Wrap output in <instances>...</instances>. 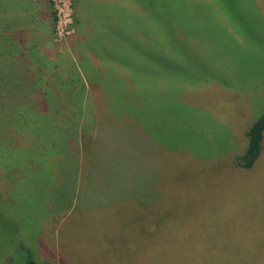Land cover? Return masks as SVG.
I'll list each match as a JSON object with an SVG mask.
<instances>
[{"label": "rangeland", "instance_id": "374dc122", "mask_svg": "<svg viewBox=\"0 0 264 264\" xmlns=\"http://www.w3.org/2000/svg\"><path fill=\"white\" fill-rule=\"evenodd\" d=\"M96 1L49 0L37 62L0 0V264H264V130L235 165L264 110V0H104L141 23L121 20L114 58ZM146 30L172 43L165 70L124 61L152 55ZM156 73L148 112L103 117L113 87Z\"/></svg>", "mask_w": 264, "mask_h": 264}, {"label": "trees", "instance_id": "16d2710c", "mask_svg": "<svg viewBox=\"0 0 264 264\" xmlns=\"http://www.w3.org/2000/svg\"><path fill=\"white\" fill-rule=\"evenodd\" d=\"M87 3H86L87 7L89 9H91V7H92L93 11L95 12L94 15L90 14L89 12L87 13L88 20L89 19L91 20L92 18H94V23L96 24V28H98L100 34L106 35V40H104V41L101 40L102 42L100 41V43H99L100 48H103V50H105V52L107 53V56H110V58H111L113 56H111V51H108V49L110 47H113L114 44L118 45L117 41L116 40L114 41V39H113L115 37L116 33H117L116 31L119 29L120 26L125 27V24L122 23L121 20L122 21H129L131 26L134 25V24H135V26H140L141 23L137 22L138 19H135L134 16L131 17L130 19H123L124 16L122 15L123 17L121 19V15H120L119 18H118V16L116 15V14H118L117 13V7L112 6V4L110 2H108V1H107V4H106V2L104 0H98L96 2L90 3L91 7H89L90 5H88ZM52 14H53V17H54L55 12L53 11ZM136 16L138 18V15H136ZM165 17H168V16H165ZM134 21L136 23H133ZM119 22H120V25L118 24ZM82 26H84V25H82ZM149 31L150 30H146V32L150 36L149 46H151L152 49H153V51L150 52L152 55H146V53H145V49L146 48L142 46V48L144 50V54L141 52L140 62L135 60L133 58L134 56H132V54L131 55L123 54V55L126 56L124 58V61L126 63H133L130 60V59H132L133 61H135V63H138V64L142 63L143 64V61H145L144 58L147 57L150 60L149 63L151 64V67H154L156 72H158V69H156V68L159 67V66L162 67L165 70L166 60H165L164 56L159 51L163 47L171 48V44L172 43L169 42V41L164 42L165 39H162V38L160 40L155 35V33L154 34H150ZM172 42H174V41H172ZM134 44L132 45L133 47H134ZM106 48H108V49H106ZM27 52L28 53L29 52L32 53L33 54L32 56L35 58V60L37 62L39 61V56L37 55L36 52H33V49H29ZM127 57L130 58V59H128ZM143 67L145 68V67H147V65L143 64ZM149 67L147 68L148 73L149 72H154L153 70H150ZM142 74H143V70H142ZM151 76H152L153 80H150V81H143L145 78L143 80H141V78H140V79H138L139 81L136 82V81H134L135 80V78H134V80L131 82L132 84H129L127 82V83L123 84L122 86L119 85L118 87H113V91H115V89L116 90L120 89L121 94L124 91L126 95L122 94V97H124V99H122V98L121 99L120 98L117 99V101H119V103H113V104L108 103L107 108H108L109 112H108V110L105 111L104 109H102V111L104 112V114H103L104 116L103 117L111 118L110 115H112L113 113L116 114L115 111H119L120 113H122V114L124 113V114L127 115L128 118H125V119H131L130 116H132V115L136 116V115H138V114H140L142 112L141 115L143 116L145 112H148L150 110V108H151V104H152L151 102L152 101H149V99L146 98V94L151 93L155 97H157L159 95V93H161L162 91L165 92V89H164V85L165 84L164 85L161 84V82H160L161 81V77L158 76V73H156L155 76H153V75H151ZM137 77H139V75ZM168 82H171V80L168 81ZM74 89H73V93L77 97L78 95H80V93H77L76 91H74ZM106 90H108V89H105V91ZM103 94L105 95L104 91H103ZM110 94H113V93L110 92ZM93 98H95V96H93ZM93 101H94V108L93 107H91V108L87 107L86 108V106L85 105L84 106H85L86 110H88L87 114H92L93 113V115H91L89 117H92V118L95 119V117L98 118L97 115L95 116V114H97V111H98L97 107L102 108L101 105L103 103H102L101 100H98V104H97V100L95 101V99H93ZM72 104L77 107L76 104H74V103H72ZM82 109H83V106H82ZM126 111L129 112L130 114H128ZM156 113H157V111H156ZM85 120H86V118H85ZM96 121H97L96 119H95V121H91L94 124V127L96 126ZM100 121H101V119H100ZM97 123H99V122H97ZM87 127H88V125H87ZM87 129H90V128H87ZM72 130H74L73 127H72ZM263 130H264V110L251 123L250 127L248 128V130L246 132L247 146H246V149H245L244 153L236 158L235 165L237 167L248 168L255 162V160L257 159V157L259 156L260 151H261V140H262V132H263ZM56 131L57 130L55 129L53 131V133L54 132L56 133ZM84 136H86L88 138H92L91 135L87 136L84 133V134L81 135V139ZM90 141H89V144H90ZM82 142H84V141H82ZM89 147H90V145H89ZM141 160L142 159H139V161H141ZM135 161H137V160L134 159V161H133L134 164H136ZM24 264H55V263L54 262L51 263L49 261L38 262V261H34L33 259L29 258Z\"/></svg>", "mask_w": 264, "mask_h": 264}, {"label": "crops", "instance_id": "0c3cea01", "mask_svg": "<svg viewBox=\"0 0 264 264\" xmlns=\"http://www.w3.org/2000/svg\"><path fill=\"white\" fill-rule=\"evenodd\" d=\"M83 10L86 11L84 8ZM90 10L92 14V9ZM12 17L17 29L15 34L20 36V41L30 40L31 37L32 46L29 48L42 54V47L49 45L53 30L49 0H15Z\"/></svg>", "mask_w": 264, "mask_h": 264}, {"label": "built area", "instance_id": "2783aa9c", "mask_svg": "<svg viewBox=\"0 0 264 264\" xmlns=\"http://www.w3.org/2000/svg\"><path fill=\"white\" fill-rule=\"evenodd\" d=\"M53 7H54V8H53V11L55 12V15H54V18H55V24H56V28H57V23L59 22V18H58L59 14H58L57 7H56L55 4H54Z\"/></svg>", "mask_w": 264, "mask_h": 264}]
</instances>
